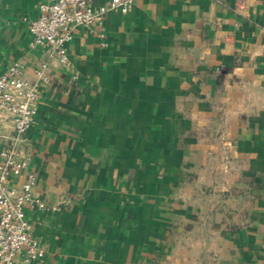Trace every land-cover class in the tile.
<instances>
[{
	"label": "crops",
	"instance_id": "0c3cea01",
	"mask_svg": "<svg viewBox=\"0 0 264 264\" xmlns=\"http://www.w3.org/2000/svg\"><path fill=\"white\" fill-rule=\"evenodd\" d=\"M40 1L0 0V74L51 77L17 183L68 199L25 207L29 264H264V0H135L76 27L66 68L29 45Z\"/></svg>",
	"mask_w": 264,
	"mask_h": 264
},
{
	"label": "built area",
	"instance_id": "2783aa9c",
	"mask_svg": "<svg viewBox=\"0 0 264 264\" xmlns=\"http://www.w3.org/2000/svg\"><path fill=\"white\" fill-rule=\"evenodd\" d=\"M95 1L41 0L37 16L27 26L30 47H43L49 58L66 68L65 44L76 27L98 29L103 36L100 27L106 11L127 13L135 0H108L106 5L100 6H96ZM32 72L33 79H27L22 64L14 61L0 74V117L11 124V133L1 138L0 148V264H17L19 260L29 264L41 261L44 255L25 215L27 205L41 211H56L60 204L68 202L63 198L59 203H49L38 197L31 173L17 183L28 163L26 132L34 121L39 85L51 84L48 60L39 61Z\"/></svg>",
	"mask_w": 264,
	"mask_h": 264
}]
</instances>
